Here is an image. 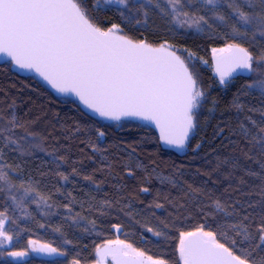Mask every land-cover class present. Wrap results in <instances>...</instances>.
<instances>
[{"label": "snow or ice", "instance_id": "snow-or-ice-1", "mask_svg": "<svg viewBox=\"0 0 264 264\" xmlns=\"http://www.w3.org/2000/svg\"><path fill=\"white\" fill-rule=\"evenodd\" d=\"M108 6H118L116 11L121 16L137 24L147 25L152 15H159L172 29H183L210 40H225V46L211 49L219 84L228 85L234 73L243 75L251 81L244 86L247 93L256 92L264 97V47L254 52L242 43L255 46L264 41V0H0V56L10 58L18 69L34 71L56 92L75 96L101 118L145 121L159 129V140L165 146L186 149L190 135L198 127L199 111L207 101L199 83L196 62L207 64L208 61L194 51L177 49L168 42L153 46L145 40L130 39L117 24L101 27L95 13ZM254 75L258 79L252 80ZM240 95L233 101L238 112L244 109ZM248 110L259 112L264 123V108ZM246 119L257 131L253 134L244 123L240 124L241 135L247 142V150L240 151L258 170L249 166L242 171L260 181L257 194L262 197L259 203L264 204V126L251 117ZM17 129L24 130L23 134H18ZM84 130L76 128L77 132ZM94 132L95 135L84 142L94 154L100 155L101 163L107 162L97 171L110 176L113 165L104 155L108 148L103 146L106 131L95 126ZM199 148L197 144L193 151ZM34 149L45 151L36 134L29 132L14 112L7 118L0 113V194L5 198L4 209L0 210V248L11 245L13 235L10 233L18 231L15 210L20 211L21 217L28 218L27 204L34 203L41 210L55 206L49 202L50 196L38 190L34 180L14 181L11 173L15 169L5 159V150L27 155ZM120 150L130 159L136 152L131 145ZM47 154L52 156L57 168L66 159L54 152ZM224 164L228 161L218 164L217 170ZM136 167L144 172L138 189L141 193L150 192L146 184L153 179L162 185L178 186L175 169L172 174L164 175L158 165L150 170L141 163ZM125 168L127 176L135 178V170L127 164ZM239 168L237 157L232 160V171L225 179H230ZM72 174H79L78 170L73 168ZM58 175L64 181L69 179L62 172ZM83 179L91 182L97 191L104 183L90 174ZM240 183H245L243 178ZM180 192L183 195L175 198L168 193L155 194L147 207L167 211V203L175 210V216L168 213L158 220L156 228L145 226V231L167 240L178 220H187L195 213L201 222L192 230L179 231L177 251L181 264H264V214L259 216L258 222L254 220L247 211L255 207L253 202L245 206L238 199L229 201L210 196L207 189L192 184H188L187 189L181 187ZM71 202L75 203V198ZM114 206L126 210L125 215L130 218L137 214L131 199L122 204L120 199L97 201L92 197L81 204L89 213L101 214ZM65 207L69 213L73 212L69 205ZM151 215L155 217V211ZM82 221L92 226H86L85 231L94 229L95 220L75 213L73 223L80 227ZM6 224L10 225L8 229ZM13 225L15 227H11ZM113 227L120 231L118 225ZM29 244L34 252L65 254L47 244L37 246L35 240H30ZM95 254V264H108L109 259L112 264H169L168 258H153L122 239L101 244ZM7 255L20 258L27 253L9 250ZM73 264L80 261L74 260Z\"/></svg>", "mask_w": 264, "mask_h": 264}, {"label": "trees", "instance_id": "trees-1", "mask_svg": "<svg viewBox=\"0 0 264 264\" xmlns=\"http://www.w3.org/2000/svg\"><path fill=\"white\" fill-rule=\"evenodd\" d=\"M97 22L101 27L107 28L113 24L121 25V18L112 11H104L97 15ZM130 33L137 41L145 40L154 46L168 42L177 49L187 48L207 61L211 60L213 47H221L226 43L223 39L210 40L183 29H172L159 15H152L147 25L142 22V25L133 28ZM242 43L254 52L264 47V41L255 46L247 42ZM204 77L209 101L215 103L214 114L206 125L191 135L186 150L182 152L163 148L155 132L144 125L126 122L127 124L120 127L90 117L80 109L76 101L53 95L35 77L18 71L11 62L0 61V113L7 118L10 112H14L16 117L25 123L27 130L36 134L45 149H34L27 155L5 150L7 163L15 169L11 175L17 183L20 179L34 180L38 190L50 196L49 202L55 205L50 209L41 210L34 203L27 204L30 214L28 218L21 217L20 211L15 210L18 231L10 233L13 235L11 247L0 248V264H23L8 256L7 252L25 250L30 240L49 244L65 254L53 260L34 257L26 264H69L74 260L91 264L98 246L117 239L113 225L121 228L119 239L133 244L153 258L166 257L170 264H175L179 231L192 230L201 221L195 213L187 220L181 218L170 230L167 240L158 239L146 232L145 226L156 228L158 220L164 219L168 213L175 216V210L167 203V211L148 208L147 205L157 192L168 193L173 198L182 196L180 188L187 189L188 184L204 187L210 196L229 201L238 199L245 206L247 202H253L255 207L247 208V211L252 213L254 220L258 222L259 216L264 214V204L259 203L262 197L257 194L260 181L246 176L242 171L249 166L254 170L258 169L251 161H246L240 151L242 148L247 150V142L241 135L240 124L244 123L253 134L257 129L250 125L247 117L264 126L259 112L248 110L264 108V97L256 92L247 93L244 86L251 81L245 76L232 79L228 85H220L218 77L211 69L204 70ZM256 79L258 77L254 75L252 80ZM238 94H241L240 102L244 105L243 111L240 112L233 107V101ZM77 126L85 130L77 132ZM95 126H101L106 131L103 146L108 148L104 155L109 157L113 165L110 176L97 171L107 162L101 163L100 155L94 154L84 142L89 136L95 135ZM16 131L22 135L24 130ZM197 144L200 148L193 151ZM128 145L136 149L131 159L126 152L120 150ZM48 152L66 158L60 162L59 168L53 163V158ZM237 157L240 168L233 172L230 179H225L228 172L232 171V160ZM222 161H228V164L217 170V165ZM138 163L149 170L158 165L164 175L172 174L175 169L179 176L178 186L173 187L166 183L162 185L153 179L151 183L146 184L150 189L149 193L139 192L144 172L136 167ZM125 164L135 170V178L127 176ZM73 168H76L79 174L73 175ZM60 172L69 177L68 181L58 175ZM89 174L97 181H104L99 191L92 187L91 182L83 179L84 175ZM240 178H243L245 183L241 184ZM92 197L97 201L120 199L122 204L131 199L137 214L135 218H130L125 215L126 210L121 211L118 206L107 210L106 214L89 213L85 208H81V204L86 200L90 201ZM72 198H75V203L71 202ZM4 199L0 194V210L4 209ZM161 202L164 201L161 199ZM65 205H69L73 212L69 213ZM153 211L156 213L155 217L151 215ZM75 213L87 216L88 220H95L94 229L90 232L84 230L86 226L92 227L88 221H82L81 226L77 227L73 223ZM9 215H12L11 209ZM5 227L8 229L10 225L6 224Z\"/></svg>", "mask_w": 264, "mask_h": 264}, {"label": "rangeland", "instance_id": "rangeland-1", "mask_svg": "<svg viewBox=\"0 0 264 264\" xmlns=\"http://www.w3.org/2000/svg\"><path fill=\"white\" fill-rule=\"evenodd\" d=\"M120 18H121V25H120V27L123 30V34H125L130 39L136 40V39L133 38V36H132V34L130 32L133 31V28H138L140 25H142V22L140 24H137L134 20L126 19L124 16H121V14H120ZM223 46H225V45H223ZM223 46H221V47H223ZM210 54H211L210 55L211 60L208 61L207 64H204L200 60H197V62H196V72L199 74V83H200L202 89L206 92L207 101L204 104V107L199 111V114L197 116L198 127L195 130V132H197L200 128H202L204 125H206L208 119L211 118L213 116V114H214V110H212V109H214L215 103L213 101H209V96H208V92L209 91L207 89V85L205 83V77H204V70L205 69H211L213 71V66H212V53H210ZM210 110H212V111H210ZM125 124H127V123L126 122H120V123H117L116 125L121 127V126H123ZM185 150L186 149L181 150V151L184 152ZM114 230L116 231L115 228H114ZM120 231H121V228H120ZM120 231L119 232L116 231L117 239H119L118 237H119ZM9 247H11V245H7L5 248H9ZM22 251H25L27 253V255L24 256V257H20V258H13V257H11V258L14 259L15 261L22 262L23 264H26L28 261L34 259V251L32 252V250L30 248V245H27L26 249L25 250H22ZM177 256H178V252H177ZM94 257H95V253H94ZM96 259L97 258H94V260L92 261L91 264H95ZM178 259H179V256H178ZM69 264H73V261H70ZM80 264H82V263H80ZM108 264H112V262H111L110 259L108 261Z\"/></svg>", "mask_w": 264, "mask_h": 264}, {"label": "water", "instance_id": "water-1", "mask_svg": "<svg viewBox=\"0 0 264 264\" xmlns=\"http://www.w3.org/2000/svg\"><path fill=\"white\" fill-rule=\"evenodd\" d=\"M154 46V45H153ZM0 61H5V62H11L14 66L15 69H17L18 71H21L22 73H25L27 75H31L33 77H35L44 87H46L53 95L57 96V97H60V98H63V99H71L73 101H76L80 107V109L86 113L87 115H89L90 117L94 118V119H97L99 121H103V122H106V123H113V124H117V123H120V122H132V123H135V124H140V125H144L150 129H152L155 134L157 135L158 139H159V129H157L155 127V125H152V124H149L145 121H141L139 119H135V118H123L121 119L120 121H113V120H106V119H103L101 117H99L97 114L91 112V110L87 109L79 100L78 98H76L75 96L73 95H65V94H61V93H58L56 92L55 89H53L46 81H44L37 73H35L34 71H28V70H21V69H18L14 63L10 60V58L8 57H5V56H0ZM212 66H213V71H214V74H215V61L213 60L212 58ZM215 76H217L215 74ZM240 76H243V75H237V74H233V79L234 78H237V77H240ZM191 137V135H190ZM160 141V140H159ZM160 144L163 146V148L165 149H170V150H173V151H178L177 149L175 148H171V147H168V146H165L163 144L162 141H160ZM40 244H45V243H42V242H39L37 241V246H39ZM30 245V244H29ZM49 245V244H47ZM51 246V245H50ZM53 247V246H51ZM30 248L32 250V246L30 245ZM62 255H56V254H53V255H49L47 253H44V252H34V257L35 258H38V259H44V260H53V259H56L58 257H61Z\"/></svg>", "mask_w": 264, "mask_h": 264}, {"label": "flooded vegetation", "instance_id": "flooded-vegetation-1", "mask_svg": "<svg viewBox=\"0 0 264 264\" xmlns=\"http://www.w3.org/2000/svg\"><path fill=\"white\" fill-rule=\"evenodd\" d=\"M116 7H118V6H108L107 9H105V10H101V11H99V12H96V13H95V16L97 17V15H98L99 13L104 12V11H112L114 14H117V15L120 16V13H119L118 11H116ZM32 252H33V251H32ZM177 252H178V251H177ZM178 256H179V254H178ZM178 256H177V262H176L175 264H181V262H180L179 259H178ZM95 258H97V257H96V254H95Z\"/></svg>", "mask_w": 264, "mask_h": 264}]
</instances>
